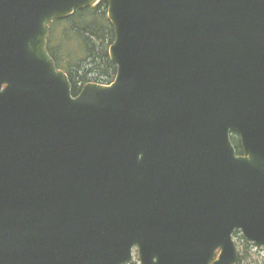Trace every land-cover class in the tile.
<instances>
[{
  "label": "water",
  "instance_id": "1",
  "mask_svg": "<svg viewBox=\"0 0 264 264\" xmlns=\"http://www.w3.org/2000/svg\"><path fill=\"white\" fill-rule=\"evenodd\" d=\"M100 1L0 0V264H238L236 232L264 247V0H103L117 77L75 97L50 25Z\"/></svg>",
  "mask_w": 264,
  "mask_h": 264
},
{
  "label": "trees",
  "instance_id": "2",
  "mask_svg": "<svg viewBox=\"0 0 264 264\" xmlns=\"http://www.w3.org/2000/svg\"><path fill=\"white\" fill-rule=\"evenodd\" d=\"M107 8L108 4L101 1L94 7L76 10L73 15L55 21L54 29L51 25L48 50L57 67L70 78L74 96L88 82L110 85L116 78L117 65L108 54L114 31ZM233 139L236 149L241 152L239 139ZM242 252L238 263L250 264L246 263L247 252L244 249ZM261 262L264 260L252 264Z\"/></svg>",
  "mask_w": 264,
  "mask_h": 264
},
{
  "label": "rangeland",
  "instance_id": "3",
  "mask_svg": "<svg viewBox=\"0 0 264 264\" xmlns=\"http://www.w3.org/2000/svg\"><path fill=\"white\" fill-rule=\"evenodd\" d=\"M53 25V29L56 27L55 25V21L52 24ZM234 241L236 242L237 246H238V250L239 252L243 253L242 250L244 249V251L247 252V260L246 263H255L256 261H258L259 259L264 260V248L261 247H257L255 244L250 243L249 241H247L244 237L242 233H237L234 235L233 237ZM138 262L137 258L135 260L134 263ZM261 264H264L261 262Z\"/></svg>",
  "mask_w": 264,
  "mask_h": 264
}]
</instances>
